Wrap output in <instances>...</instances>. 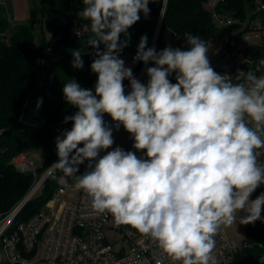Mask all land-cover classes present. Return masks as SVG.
Returning a JSON list of instances; mask_svg holds the SVG:
<instances>
[{
	"label": "clouds",
	"instance_id": "9594fccd",
	"mask_svg": "<svg viewBox=\"0 0 264 264\" xmlns=\"http://www.w3.org/2000/svg\"><path fill=\"white\" fill-rule=\"evenodd\" d=\"M82 3L77 14L90 25L86 44L95 50L90 68L97 81L94 92L75 78L64 83V99L77 111L64 117L72 127L56 137L51 167L75 179L97 214L155 241L174 264H218L222 226L262 219L264 192L251 196L264 185V74L238 71L234 83L211 66L198 33L185 34L187 49L160 51L147 46L145 34L133 63L154 66L141 82L120 53L140 14L149 17L150 0ZM72 57V67L83 69L81 51ZM104 114L130 134L135 151L117 146L100 156L114 144ZM86 160L88 170L77 175Z\"/></svg>",
	"mask_w": 264,
	"mask_h": 264
},
{
	"label": "trees",
	"instance_id": "16d2710c",
	"mask_svg": "<svg viewBox=\"0 0 264 264\" xmlns=\"http://www.w3.org/2000/svg\"><path fill=\"white\" fill-rule=\"evenodd\" d=\"M256 1L224 0L217 11L245 19L256 9ZM163 2L150 0L149 17L140 14V20L129 30L130 40L122 55L136 52L140 37L145 34L150 47ZM206 2L168 0L158 50L164 47L163 35L166 31L181 35L198 33L207 42L227 34L229 29L215 26L211 12L205 8ZM29 3L33 12L31 23L13 24L7 15L0 12V131L4 130L0 134V211L3 213L15 206L34 182L33 174L17 171L12 159L41 146L47 150L42 170L58 158L56 137L72 127L71 122L63 123L64 117L77 111L64 99V83L75 78L82 87L93 89L97 81V75L90 68L95 50L86 44L88 36L76 37L72 34L75 24L90 30L89 22L77 14L84 7L82 0H29ZM9 9L12 11L11 6ZM76 50L82 53L84 67L81 70L72 67V52ZM100 50H104L103 44ZM135 64V73H138L143 63ZM127 82L123 81L124 85ZM39 99L43 103L38 108ZM87 165L86 160L79 166L77 175L87 171ZM62 174L56 169L52 176L54 180L51 182L50 178L46 181L41 194L23 209L19 221L27 220L44 207L57 188V178ZM68 179L74 180L73 177ZM263 189L261 185L252 196L257 197ZM244 244L236 257V264H259V257L264 255V221L250 224Z\"/></svg>",
	"mask_w": 264,
	"mask_h": 264
},
{
	"label": "built area",
	"instance_id": "2783aa9c",
	"mask_svg": "<svg viewBox=\"0 0 264 264\" xmlns=\"http://www.w3.org/2000/svg\"><path fill=\"white\" fill-rule=\"evenodd\" d=\"M167 1L163 2L150 44L157 51H160L158 42ZM223 2L207 0L205 3L215 26L218 29H229L227 34L208 41L211 66L217 73L233 78L234 83L238 82L234 79L238 71H253L258 76L264 74V0H257L256 9L245 19L219 13L217 8ZM4 7L5 4L0 2V12ZM89 33L90 30L80 24H75L72 29L76 37H87ZM184 37L178 33L172 34L175 48L187 49ZM135 55L136 52L120 55V58L127 65L133 63ZM151 66L154 65L143 64L136 78L141 82L148 80L146 67ZM170 80L175 82L174 75ZM130 91L129 85L125 93ZM105 122L112 129L116 128L114 121ZM3 132L1 130L0 134ZM100 156H103L102 152ZM261 162H264V157ZM12 164L21 173L34 174L35 179L26 195L15 206L8 212L0 211V264H13V258H17L15 264H20L21 260L26 264H156L157 259L162 264H174L155 241L128 226L117 225L110 215L97 214L89 198L75 187V179L70 180L64 174L57 178V188L44 207L27 220L19 221L23 209L41 194L46 181L54 175L56 169L50 167L38 179L37 171L25 153L15 156ZM66 195L69 200L63 199ZM107 232H114L116 238L110 240ZM216 241L218 264H236V257L244 247V242L237 243L229 237L224 226ZM118 244L121 245L120 250L116 248Z\"/></svg>",
	"mask_w": 264,
	"mask_h": 264
},
{
	"label": "rangeland",
	"instance_id": "374dc122",
	"mask_svg": "<svg viewBox=\"0 0 264 264\" xmlns=\"http://www.w3.org/2000/svg\"><path fill=\"white\" fill-rule=\"evenodd\" d=\"M260 1V0H259ZM0 2L5 4L4 10L2 11L3 14L7 15L11 22L13 24H23V23H31L33 21V12L29 3V0H0ZM9 6L12 7V11L9 9ZM163 38V48H165L168 45H171L175 48V40L172 38V34L169 31H166L164 33ZM122 55V52L120 53ZM127 67H131L133 70V73L136 77L135 73V66L136 64L129 62ZM125 88L128 87L127 84H129V81L125 83ZM95 88V87H94ZM94 88L92 89L94 92ZM105 120H112L111 117L108 114H104ZM113 130V138H114V144L112 148L114 147H121L126 151H135V149L132 148L133 140L129 133H127L123 126L121 125L119 129L115 128ZM110 149V148H109ZM109 149L102 151V154L105 155L107 151H110ZM26 157L28 161L34 166L36 172V177L39 179L43 176V174L53 165V163L58 159H56L50 166L46 167V170H42L43 165L47 158V150L44 148V146H41L37 150H28L25 152ZM142 153L137 152V155H141ZM42 170V172L40 171ZM34 179L35 175L33 174ZM54 177H51L50 181ZM264 192V189L261 191V193ZM260 193V194H261ZM256 197L251 196V199H255ZM64 200H69V196L66 195L63 197ZM262 221H264V210H262L261 213ZM250 224L248 225H242L239 224V220L237 222L233 223L230 226H224L226 229V232L229 237L234 238L237 243H243L244 240L247 238V231ZM108 238L110 240H114L116 238V234L114 232H107ZM119 239H121L119 237ZM120 244L116 245V248L120 250Z\"/></svg>",
	"mask_w": 264,
	"mask_h": 264
}]
</instances>
